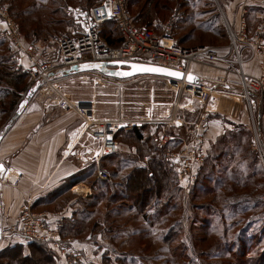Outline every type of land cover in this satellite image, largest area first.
<instances>
[{
	"label": "rangeland",
	"instance_id": "1",
	"mask_svg": "<svg viewBox=\"0 0 264 264\" xmlns=\"http://www.w3.org/2000/svg\"><path fill=\"white\" fill-rule=\"evenodd\" d=\"M97 1L98 0H91L92 5H95ZM186 1L194 2L197 5V10L191 9L180 12L178 10L179 6L176 5V3L181 5ZM227 1H225L224 3V0H171L166 5L168 10H161L159 17L157 16L154 19H151L153 21V24L151 25L150 29L155 31L159 35H164L166 34V32H170L176 39L177 43L183 47L195 48L205 46L208 48L215 49L221 54L222 57L225 58H227V54H225L224 51H228V53L230 54L229 60L233 61V64L235 62V66L239 67V64L236 63L237 60L235 58V52L231 48V42L232 33H236L238 30H240V22L238 23V26L236 28L230 25L231 23L230 20H228L227 18L225 8ZM163 3V0H159L160 8L163 6ZM3 7H7L10 17L15 19L14 16L11 15L9 10V8L11 7L9 0H0V9ZM244 7L247 10L245 18L247 32L246 37L248 39V42L244 44L240 43L238 45L239 52L243 55V63L244 60H246L247 58L246 52L243 50L246 45L250 48L253 56L258 58L255 54L256 47L258 44H264V33L257 35L259 27L264 23V18L255 22V24L258 25L257 28L254 29L256 33L252 37V27L250 18L251 10L248 8L247 4L246 6L244 5ZM188 11H190L189 13L192 14H194L196 11L199 13L197 16H194L196 17V21L198 22L213 21L214 15H216L218 12L219 17L221 16V21L226 33L225 38L219 40L220 42L216 44H197L194 46L185 45L184 43H189L187 42V39L180 42V32L176 30V26L179 21H184L185 14L188 13ZM173 18H175L176 20L175 22H173L172 26H169V23L173 20ZM0 21L2 24H4V22L6 21V19L1 14ZM77 23L82 27L80 34L86 32V30L88 29H91L92 31L100 34L101 36L105 35L109 31L113 32V41H117V39L120 38V32L118 27H116L115 25H110L109 27H103L104 25H96L92 21L91 15L87 23L80 21H78ZM166 25L168 27H166ZM65 29H68L72 34L80 35L77 34V32L72 26L69 28L66 27ZM24 36L26 38L27 43H32L34 41L29 40L25 33ZM8 43L12 47L9 41ZM35 43L41 47L51 48L52 50L58 47V43H55V41L48 43L38 41ZM221 66L224 67L223 65ZM94 73L97 74L99 72ZM99 74L102 75L101 73ZM105 77L109 78L108 76ZM133 78L135 80H122L124 82L123 85L117 86L111 83L113 81L110 78L108 82L96 83L94 81V78L88 76L87 73L72 75L66 79L54 82V87L56 90L52 92V98L61 100L62 97H66L72 101L78 100L94 102L96 106V118L100 121H145L147 119H151L154 121H161L163 124H166L167 120H169L173 116L177 104L180 103L183 106V108H179V115L182 121L184 122V124H187V127L192 126L191 122L193 120L191 119V115L189 114L188 110L184 107L185 104H187L188 102H192L191 99H189V97L192 98V96H190L186 92H182L180 87H176V85L171 84L168 78L152 76L146 74L144 71L141 70L138 71V73H135V75H133ZM238 78V82H241L242 78ZM217 87L219 86L217 85ZM238 87L239 88L237 92H239V95L245 93V90L242 87V83L241 86ZM217 96L220 99H225L227 101L225 103L223 102L222 108H212L213 110L211 111L209 121L213 124L219 121L218 123H220L221 125H226L225 129L228 131L244 129L245 132L248 131L250 133L251 131L247 130L242 125L244 124L243 120L239 119L240 111L237 107V103L232 99L224 98L220 95ZM210 101L208 102L210 103ZM256 101H260L258 110H261V115L259 116V113L254 110L250 111L249 118L252 120L254 125L253 128L255 130H264V94L262 96H257ZM62 103L63 101H60L59 106L53 105L51 101L45 99L44 93L38 91L32 98L30 104H28L27 109L32 110L34 108H38L41 110L42 107H48L50 111L59 113L62 109H65L62 106ZM212 103H216V101H212ZM245 103L248 104V101H245ZM208 104L207 108L208 110H211V108L208 107ZM31 105L33 107H31ZM53 106H57V108L55 109L53 108ZM204 110V106L199 109L201 113L204 112ZM228 118H232V120H229ZM195 119H198V117H196ZM79 124L84 125L85 127L84 120H80ZM153 126L154 125H152V127ZM187 127L185 126V128ZM240 127H242L243 129ZM160 131H162L161 126L156 131L153 130L154 136L157 137ZM225 131L223 132L222 136L225 134ZM134 139L136 140L135 137ZM217 140L212 145H215L217 143ZM252 142L253 144H255V139L254 141L252 139ZM133 144L134 142H131V148H133ZM100 146V143H97L91 137H89L83 129V148L85 149V151L90 150L92 148L99 149ZM141 149L142 153L146 154L144 149ZM172 149L173 147L171 146L167 149H164V152L165 150L172 151ZM259 151L264 157V145L262 143L259 144ZM90 154L93 156L96 154V152H91ZM127 156L132 159V161L134 162L133 165L138 167L139 164H137V162L139 161V157L137 156V154L130 153L127 154ZM82 157L88 160V153H86ZM145 158L146 155L142 158L141 162H146V167L149 168L151 160H148L147 162ZM163 159L165 162H167L164 157ZM261 159L264 164L263 158ZM115 161L118 163L119 166L120 160L116 159ZM118 166H104L103 168L100 164L99 168H97L96 173L99 174L100 172L107 171L106 173L113 174V172L117 171ZM202 167L197 169L196 182L188 191L182 188L181 184L178 182V179H176L177 186L173 187L169 192L171 194L173 193L174 195L172 196V198H169L167 200V203L171 205L170 215L171 217H173V219L169 224H158L156 227L150 229V231L152 233H156V235L154 236V238L148 239L144 243V246H141V249L143 251L142 256L146 257L144 258L142 264H165L164 260L166 258H170L173 255H177L179 254V252L183 254L184 257L190 256L192 254L194 258L193 261H191L190 258H182L181 264H259V255L263 256V261L260 264H264V186L262 187L263 189L259 190L257 193L252 190L250 193H247V190H243L242 194L244 195L245 199L238 198L239 194L233 195L227 194V192H225V197H223L217 192L218 187H220L219 183H210L207 177H204L202 181H199L200 174L203 173ZM88 171L89 169L81 170L77 175H75L76 180L84 179L86 186L82 185L83 187L81 188H77V186L81 184L74 185L75 187L73 188L68 186V184L73 181V177L71 179H68L55 189L54 193L61 194L62 196L54 203V206L51 208V210H58L67 206L78 204L79 207L77 209L79 212H81L80 209L84 205V202L87 198L93 197V195H97V197L102 198V193H99V190L102 189L100 187L102 186H96V184L94 187L96 179L95 177L88 176ZM225 171L226 169L222 168L220 173V175H222L221 178L226 177ZM217 172L219 173V169ZM110 179L112 180L111 182L115 181L113 175H111ZM257 181L258 183H260L259 180ZM203 182H206V184L208 185L205 187L200 186ZM116 183L119 184L117 188V185L113 183L109 184L110 191L115 190L112 192L114 194L117 193L120 199L124 198L128 191L138 195L142 193V190L140 189L143 188V185L141 183L137 182L136 186L132 181L129 182V186L127 184L121 185L120 180H117ZM73 184L74 183H72V185ZM199 187L201 188L200 190ZM103 193L106 194L105 192ZM146 193L148 194L146 197L149 196L147 198V201L150 202V205L147 201H141L140 198L139 201H141L142 203H136L134 205H132L131 201L128 202L127 200H121V202L118 204H112L111 210L121 208V210L125 211L126 214L118 210L117 213L116 211H114L113 215H111V221H105L104 227H110V230L114 234H116L117 228L123 223L126 225L130 224L131 227H139L140 222L142 224L141 227H139L140 230L146 228L148 224L144 222V219L140 220L139 218H136L133 215L134 213L145 212L149 214L150 211H153L149 207H155L158 204V200L154 199V194L151 195L152 193H154V191ZM250 195L253 196L249 197ZM225 200H229L231 202L236 201L242 204L238 208V210L232 212L230 207L222 204V202ZM131 208L133 209L131 210ZM43 209L37 210H48L47 208ZM161 211H163V209ZM151 213L153 214V216L151 217L154 218L157 216V214H160L158 211L156 212L157 214H155V212H150V215ZM73 215H71V218L68 219H72ZM132 218L135 219L132 220ZM100 226V223L97 221L95 227H93L92 225L85 231V234L83 235L84 237L90 235V239L98 244V252L100 258V260H98V264H119L118 261H129V263L133 261L135 262V264H140L139 257L134 255L137 254V251L131 252L129 247H127V244H123L121 241L116 240V238H114L111 243L107 235L105 233L101 234V232L99 231ZM95 231L97 232L96 235H94ZM147 231L149 230L147 229ZM162 231L166 232L167 234H170L175 239L171 247L173 252L172 254L167 253L162 249H156L151 244V241H156L157 246H161L160 241L162 237ZM138 236L143 237L142 235ZM231 244H233V246H230ZM147 246L148 249H146ZM77 253L81 255L79 252Z\"/></svg>",
	"mask_w": 264,
	"mask_h": 264
},
{
	"label": "built area",
	"instance_id": "2",
	"mask_svg": "<svg viewBox=\"0 0 264 264\" xmlns=\"http://www.w3.org/2000/svg\"><path fill=\"white\" fill-rule=\"evenodd\" d=\"M126 2L127 0H101L99 4L93 6L90 10L92 21L96 25L113 23L118 27L120 43L115 47L110 46L100 34L91 29L80 35L72 34L69 30L60 31L55 40L58 47L54 50L41 47L36 43H27L20 23L10 17L7 7L0 9V14L6 19L4 26H0V35L10 42L16 52L29 60L30 65L27 71L32 86H35L41 80L46 81L48 76L59 69L93 63L104 64L106 70L132 72L133 75L138 67H159L182 72L186 75L191 72L194 64L213 67L226 61L215 49L205 46L183 47L177 43L170 32L159 35L150 28L137 26L134 23L131 11L126 6ZM246 13L247 10L243 7L239 20L240 30L232 33L231 48L235 52L236 63L239 64V67L235 66V62L233 64V61L229 60V67L226 70L229 74H238L242 78L241 83L245 93L240 95V100L248 101V104L246 107L242 105L239 110V119H242L244 123L242 125L253 133V141L255 139L256 142L255 144L252 142L251 150L264 160L259 151V144L264 145V130H255L253 122L249 118L250 111L256 110L259 116L261 115V110H258L260 101H256V97L264 94V44H258L255 50L257 59L261 64L262 74L257 77L246 75L243 68V55L239 52L238 46L240 43L248 42L246 37ZM175 20L173 18L169 26H172ZM166 27L168 26L166 25ZM263 33L264 23L259 27L257 35ZM87 75L93 77L96 83H105L110 80L99 73L92 72L87 73ZM169 80L171 83L172 79ZM111 83L121 86L124 82L113 81ZM219 83H226V79L220 78ZM47 85H49L48 82ZM45 87H43L44 91ZM51 87L52 92H54L56 90L54 84H51ZM176 87H180L182 92H186L201 102H208L213 93L212 89L204 85L189 86L185 81H178ZM60 101H63L62 106L65 109L75 111L84 120L85 133L94 141L100 143V153L94 155V161L100 162L103 156L116 155L120 152L118 133L121 130L132 131L135 128L142 129L151 124L154 125L152 129L156 131L161 126L162 131L157 135L159 145L168 147L175 141V135L170 133L171 129L169 127L174 122L179 103L173 116L167 120L166 124H163L161 121L151 119L145 121H100L96 118L94 102L72 101L66 97H62ZM189 133L191 136L190 142L179 151L168 154L172 164L170 167L175 171L181 187L187 191L195 184L197 169L205 164L209 154L205 148L203 127L196 124L189 130ZM142 165L147 166L144 162H142ZM6 172L4 173L5 178L12 183L19 184L25 178L20 172L14 176V170L8 175H6ZM109 178L110 175L106 172L98 174L99 180L106 181ZM17 232L22 241L42 243L51 249H59L61 246L68 247L73 241L71 238L62 237L60 228L51 221L47 212L34 210L30 206L23 207L18 219ZM72 249L73 251L68 254V263L83 262L84 264L83 257L76 252L75 248ZM86 263L88 262L86 261Z\"/></svg>",
	"mask_w": 264,
	"mask_h": 264
},
{
	"label": "trees",
	"instance_id": "3",
	"mask_svg": "<svg viewBox=\"0 0 264 264\" xmlns=\"http://www.w3.org/2000/svg\"><path fill=\"white\" fill-rule=\"evenodd\" d=\"M100 1L101 0H98L95 5L99 4ZM163 1L164 3L161 8L159 0H127L126 6L131 11L134 23L137 26H146V28H150L153 24L151 19H154L157 16L159 17L161 10H168L166 5L171 0ZM225 1L227 0H224V3ZM9 3L11 4V7L9 8L11 15H13L20 23L27 38L29 40H34L32 43L38 41L43 43L54 42L60 31L68 30L65 28L71 26L75 29L77 34H80L82 27L77 22L80 21L87 23L90 19V10L94 5H92L91 0H9ZM176 5L179 6L178 10L180 12L191 9L197 10V5L192 1H186L181 5L176 3ZM189 12L190 11L186 13L187 15L185 14L184 21H179L176 26V30L180 32V42L187 39V42L189 43L184 44L194 46L197 44H216L220 42L219 40L225 38L226 33L221 21V16L219 17L218 12L214 15L213 21L210 22H198L194 16H197L199 13L197 11L194 14ZM103 25V27H109L114 24L107 23ZM112 34L113 32L109 31L102 37L110 46L115 47L120 43V38H118L117 41H113ZM6 43H8L6 38L3 39L0 36V127L3 126L4 128L2 131L6 130L7 126L12 124L15 113L19 109L20 104L26 98L25 95L27 96L28 92L33 87L31 85L28 71L18 65L15 54L12 53ZM145 127L142 128V130L138 128H135L132 131L121 130L118 133V138L121 132L133 133L132 135L135 137L137 136V140L142 141L141 144L143 146H146L150 151L155 153L151 154L150 167L139 168L134 166L132 159L128 156L123 157L118 155L119 153L109 157H103L101 159V167L103 168L106 165V162L115 164L117 167L118 163L115 160H120V165L118 166L117 171L110 174L114 176L115 181L111 182L113 180L112 178V180L110 179L106 181L95 180L94 187L96 184V186H102L100 187L102 189L99 190V193H102V198L97 197V195L87 198L80 209L81 212L77 211L74 213L72 219H66L65 226H70V230H65L67 227L60 229L63 238L69 239L70 236H83L88 228L92 225L95 227L97 223H95L94 220H97L100 223L99 219L101 217H105L107 220L111 219V215H113L114 211L117 213L118 210L125 213L121 208L111 210L112 204H118L121 200H127L128 202L131 201L132 205L142 203L141 201L146 202L149 197H146L148 195L146 192L154 191L151 195L154 194V199L158 200V204L155 207H149L153 210L150 212H155V214H157L156 212L158 211L160 214H157L155 218L151 217L153 214L151 213L150 215V212L149 214L146 212L133 214L140 220L144 219V222L148 224L146 228L140 230L139 227H141L142 224L139 222V227H131L130 224L126 225L123 223L117 228L116 234L110 230V227L105 228L101 223L99 229L102 234L105 233L107 235L111 243L113 239L116 238V240L121 241L123 244H127V247H129L131 252L137 251V254L134 255L139 257L140 264H142L146 257L142 256L143 251L141 246H144V243L148 239L154 238L156 235V233H152L150 229L156 227L158 224H169L173 219L170 215L171 205L167 203V200L174 195L173 193H169L170 190L177 186L176 173L170 165L164 161V148L160 147L159 143H157V137H151L149 142L148 139L144 141L145 138L140 134L144 132ZM246 132L244 129L233 131L226 130L225 134L219 137L217 143L212 145L205 164L202 167L203 173L200 174L199 181H202L204 177H207L210 183H219L220 187H218L217 192L223 197H225V192H227V194H239L238 198L245 199L242 194L243 190H247V193H250L251 190L257 193L259 190L263 189L264 164L259 155L251 151L250 145L252 143L253 133ZM95 168H93V170H95ZM222 168L226 169L225 178H221L222 175H220ZM218 169L219 173L217 172ZM117 180H120L121 185L127 184L128 186L131 181L135 186L137 182L141 183L143 185V188L140 189L142 190V193L138 195L127 190L128 193L126 196L120 199L117 193L114 194L112 192L115 190L110 191L109 185L110 183H113L117 185V188L119 186V184L116 183ZM257 180H259L260 183H258ZM207 185L206 182H203L200 186L205 187ZM200 189L201 188L199 187V190ZM51 195L53 196L50 200L56 198V201L62 196L57 193H52ZM252 196L253 195H250L249 197ZM139 198L141 201H139ZM147 202L150 205V202ZM222 204L230 207L231 211L234 212L235 210H238L242 203L225 200ZM132 209L133 208H131V210ZM162 209L163 211H161ZM133 219L135 218H132V220ZM147 229L149 231H147ZM161 234V241L159 240L161 246L158 247L156 241H151L152 246L156 249H162L165 252L172 254L171 247L175 239L164 231H162ZM138 235H142L143 237H139ZM32 245L37 246L36 248H38L40 252H45L43 248L51 249L42 243H32ZM230 246H233V244ZM146 249H148V246ZM2 253L5 255L8 251L6 250ZM16 258L23 264H31L32 262L31 256L23 257V255H17ZM182 258H190L191 261L194 260L192 254L184 257L183 254L179 252V254L166 258L164 261L165 264H181ZM258 258V263L260 264L263 261V256L259 255ZM118 262L119 264H135L133 261L130 263L129 261Z\"/></svg>",
	"mask_w": 264,
	"mask_h": 264
},
{
	"label": "crops",
	"instance_id": "4",
	"mask_svg": "<svg viewBox=\"0 0 264 264\" xmlns=\"http://www.w3.org/2000/svg\"><path fill=\"white\" fill-rule=\"evenodd\" d=\"M226 3L227 18L230 20V25L234 26V28L238 26L244 5H248V8L251 10V36L253 37L256 33L254 29L258 25L255 22L264 18V0H228ZM0 26H4L1 21ZM0 36L3 39L5 38L2 35ZM6 44L12 53L15 54L18 65L27 71L30 65L29 60L16 52L8 43ZM243 50L247 56L243 63L245 74L255 77L260 76L262 74V68L260 67L258 59L253 56L247 45ZM224 53L227 54V58L224 57L226 61L221 62L218 66L210 67L194 64L191 68L190 73L201 79V85L212 89L213 93L210 100L216 101V103H212L210 100V103L201 102L193 96L192 98L189 97L192 102H188L184 107L188 110L193 120L191 122L192 126L190 127L184 124L179 115V108H183L179 103L174 122L169 127L171 129L170 133L175 135V141L169 146H172L173 149L172 151L165 150L164 154V158L170 166L172 164L168 154L179 151L190 142L191 136L189 130L196 124L203 125L205 148L208 153L212 144L226 130V125H221L218 123L219 121L214 124L209 121L211 111L213 110L212 108H222L223 102L225 103L227 101L220 99L217 95L234 100L239 110L242 108V105L247 106L244 101L240 100L239 92H237L238 86H241V82H238V77L240 76L238 74L227 73L226 69L229 67L228 61L230 54L228 51H224ZM109 78L114 82L119 80L113 77ZM220 78H225L226 83H219ZM207 104L211 110H208ZM202 106L205 107V110L201 113L199 109ZM27 107L28 105L23 107L20 116L14 120L18 112L17 110L12 124L7 126L6 130L2 131L4 129L3 126L0 128V264H23L18 261L16 258L17 255H23V257L31 256V264H69L67 258L68 254L73 251L72 248H75L76 252H79L83 256L84 264H98V260H100L98 252L99 246L90 239V235L85 237L82 235L79 237L70 236L73 240L70 246H62L59 249L43 248L45 252H40L36 248L37 246L22 241L18 236V219L25 206H30L36 210L47 208L48 210H45L54 224L60 229L67 227L65 226L66 219L71 218V215L78 211L77 208L79 205L76 204L58 210H51L56 202V198L50 200V197L53 196L51 194L55 192L58 186L73 177V181L68 186L72 188L75 187L74 185L79 184L81 185L77 186V188L86 186L84 179H75V175L81 170L89 169L88 176L95 177L96 180H99L96 171L102 162V160L100 162L94 161V155L92 156L90 154L91 152L99 154L100 147L99 149L92 148L86 151L83 148L84 125L79 124L80 120H83L74 111L62 109L58 113L50 111L48 107H42L41 110L38 108L30 110ZM31 107L33 106L31 105ZM195 116L198 119H195ZM228 119L232 120V118ZM132 134L126 132L120 133L118 138L120 152L117 154L126 157L127 154L135 153L139 157V161L137 162L139 164L138 167L146 168V166L142 165V158L146 155L145 160L148 162V160H151V154L155 153L150 151L146 146H143L141 144L142 141H138L137 136L135 137ZM140 134L145 138L144 141L148 139L150 142V138L155 137L152 125H147L144 132ZM131 142H134L133 148L130 147ZM169 147L162 148L167 149ZM141 148L144 149L146 154L142 153ZM86 153H88V160L82 157ZM105 166L116 167L115 164L109 162H106ZM9 167H12L14 171H19L25 176L21 183H12L5 178L4 173ZM72 183L74 184L72 185ZM99 220L102 225H105V221H111V219L107 220L105 217H101ZM94 222L97 223V220H94ZM65 230H70V226ZM96 234L97 232L95 231L94 235ZM6 250L8 253L3 255L2 252ZM73 264H83V262H74Z\"/></svg>",
	"mask_w": 264,
	"mask_h": 264
},
{
	"label": "water",
	"instance_id": "5",
	"mask_svg": "<svg viewBox=\"0 0 264 264\" xmlns=\"http://www.w3.org/2000/svg\"><path fill=\"white\" fill-rule=\"evenodd\" d=\"M140 69H158L159 71H144L146 74L156 76V77H163V78H168L172 79L171 83L177 85L178 81H185L189 86H201V79L191 73L184 74L182 72L178 71H173L165 68H156V67H138L136 69V73L140 71ZM92 72H99L102 75L108 76V77H113L119 80H129L133 78V73L132 72H126V71H116V70H106V66L104 64H99V63H93V64H86V65H80V66H75V67H68L65 69H59L52 73V75L48 76L45 80L39 81L27 94L26 98L24 101L20 104V109L17 112L15 119H17L20 116V112L23 107L28 105L34 95L43 89L48 83H54L59 80H63L68 78L69 76L72 75H79L83 73H92ZM135 75V74H134ZM191 77V79H189ZM13 170L12 167H9V169L6 172V175H8L11 171ZM19 173V171H14V176L15 174Z\"/></svg>",
	"mask_w": 264,
	"mask_h": 264
},
{
	"label": "bare ground",
	"instance_id": "6",
	"mask_svg": "<svg viewBox=\"0 0 264 264\" xmlns=\"http://www.w3.org/2000/svg\"><path fill=\"white\" fill-rule=\"evenodd\" d=\"M51 84H54V83H51ZM51 84L49 83V85H47L45 87V91H44V88H43L41 90V92L43 93V91H44V97H45L46 100L51 101V103H53V105L59 106L60 100L52 98V87H51ZM57 106H53V107L56 109Z\"/></svg>",
	"mask_w": 264,
	"mask_h": 264
},
{
	"label": "snow or ice",
	"instance_id": "7",
	"mask_svg": "<svg viewBox=\"0 0 264 264\" xmlns=\"http://www.w3.org/2000/svg\"><path fill=\"white\" fill-rule=\"evenodd\" d=\"M141 71H159L158 69H140ZM191 79V77H189Z\"/></svg>",
	"mask_w": 264,
	"mask_h": 264
}]
</instances>
